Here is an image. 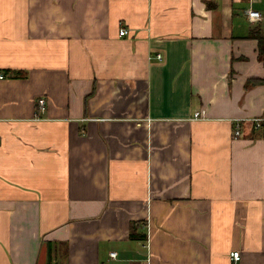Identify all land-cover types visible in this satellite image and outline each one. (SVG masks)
I'll list each match as a JSON object with an SVG mask.
<instances>
[{
    "label": "crops",
    "instance_id": "crops-1",
    "mask_svg": "<svg viewBox=\"0 0 264 264\" xmlns=\"http://www.w3.org/2000/svg\"><path fill=\"white\" fill-rule=\"evenodd\" d=\"M257 25L264 0H0V264H264Z\"/></svg>",
    "mask_w": 264,
    "mask_h": 264
},
{
    "label": "built area",
    "instance_id": "built-area-1",
    "mask_svg": "<svg viewBox=\"0 0 264 264\" xmlns=\"http://www.w3.org/2000/svg\"><path fill=\"white\" fill-rule=\"evenodd\" d=\"M247 16L250 20L255 21V20L261 19L262 14L257 9L249 8L247 10ZM126 32H127V29L125 27L119 28V34H124ZM157 56H159V54H157ZM3 77H4V74L2 71H0V79ZM43 100H44L43 98H39L38 103L39 104L43 103ZM203 112H204V110H201V113H203ZM199 113L200 112H198V111L195 112L193 117L195 118V117L199 116ZM250 120H251L254 127H261L264 124V114H262L260 116H254ZM237 132H238V129L236 130V133ZM110 255L114 256L115 252H110ZM239 257H240V251L239 250L236 249V250L230 251V258L232 260H238ZM102 264H104V263H102Z\"/></svg>",
    "mask_w": 264,
    "mask_h": 264
},
{
    "label": "trees",
    "instance_id": "trees-1",
    "mask_svg": "<svg viewBox=\"0 0 264 264\" xmlns=\"http://www.w3.org/2000/svg\"><path fill=\"white\" fill-rule=\"evenodd\" d=\"M249 35L257 39V55H258V58L262 60V62L264 63V32L262 28L260 27V25L253 27L250 30ZM252 82L253 84L264 82V78H253ZM261 127H264V124ZM263 132H264V129H263ZM130 235L131 237H139V238L141 237L142 238V235H138L136 230H134L133 226H132V230L130 231ZM143 236L145 237V235Z\"/></svg>",
    "mask_w": 264,
    "mask_h": 264
}]
</instances>
